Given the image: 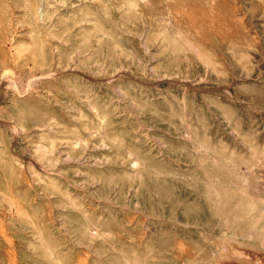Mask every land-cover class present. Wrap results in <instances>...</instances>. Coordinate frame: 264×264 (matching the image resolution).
<instances>
[{"label": "rangeland", "instance_id": "1", "mask_svg": "<svg viewBox=\"0 0 264 264\" xmlns=\"http://www.w3.org/2000/svg\"><path fill=\"white\" fill-rule=\"evenodd\" d=\"M0 264H264V0H0Z\"/></svg>", "mask_w": 264, "mask_h": 264}]
</instances>
